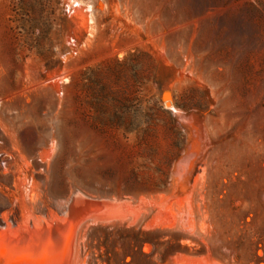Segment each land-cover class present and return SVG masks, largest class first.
I'll return each mask as SVG.
<instances>
[{"label":"rangeland","instance_id":"rangeland-1","mask_svg":"<svg viewBox=\"0 0 264 264\" xmlns=\"http://www.w3.org/2000/svg\"><path fill=\"white\" fill-rule=\"evenodd\" d=\"M66 215L72 264H264V0H0V230Z\"/></svg>","mask_w":264,"mask_h":264},{"label":"bare ground","instance_id":"bare-ground-1","mask_svg":"<svg viewBox=\"0 0 264 264\" xmlns=\"http://www.w3.org/2000/svg\"><path fill=\"white\" fill-rule=\"evenodd\" d=\"M70 206L68 216L75 219V215L77 216L80 210L78 201L74 200ZM66 216H64L66 224L62 225V228L53 231L49 228L45 230V228V231L40 234L39 232L37 234L32 233L29 229V232L20 230V232L16 231L20 233L15 235L17 239L14 236L13 238L10 237V234L4 236L5 231L1 232L0 230V264H72V247L70 245L64 246V240L67 239L65 238L66 230L69 226H67L69 219Z\"/></svg>","mask_w":264,"mask_h":264},{"label":"trees","instance_id":"trees-1","mask_svg":"<svg viewBox=\"0 0 264 264\" xmlns=\"http://www.w3.org/2000/svg\"><path fill=\"white\" fill-rule=\"evenodd\" d=\"M116 122H118V121L116 120Z\"/></svg>","mask_w":264,"mask_h":264}]
</instances>
